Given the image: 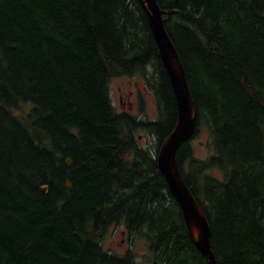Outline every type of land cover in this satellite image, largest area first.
<instances>
[{
    "label": "trees",
    "instance_id": "obj_1",
    "mask_svg": "<svg viewBox=\"0 0 264 264\" xmlns=\"http://www.w3.org/2000/svg\"><path fill=\"white\" fill-rule=\"evenodd\" d=\"M156 1L197 110L180 174L217 264H264V0ZM150 67L157 120L116 112L111 81ZM176 119L138 0H0V264H208L157 167ZM119 225L142 263L103 248Z\"/></svg>",
    "mask_w": 264,
    "mask_h": 264
},
{
    "label": "water",
    "instance_id": "obj_2",
    "mask_svg": "<svg viewBox=\"0 0 264 264\" xmlns=\"http://www.w3.org/2000/svg\"><path fill=\"white\" fill-rule=\"evenodd\" d=\"M138 2L145 12L159 58L174 94L177 109L174 129L157 150V167L165 179L170 195L180 208L191 243L208 264H217L211 248V234L207 218L185 184L176 161L178 149L193 137L197 128L195 103L180 57L165 30L164 11L159 8L156 0H138Z\"/></svg>",
    "mask_w": 264,
    "mask_h": 264
},
{
    "label": "rangeland",
    "instance_id": "obj_3",
    "mask_svg": "<svg viewBox=\"0 0 264 264\" xmlns=\"http://www.w3.org/2000/svg\"><path fill=\"white\" fill-rule=\"evenodd\" d=\"M146 73V74H145ZM145 73L133 77H119L111 81L109 91L111 103L118 113H128L141 120L155 121L158 118V107L152 86L155 77L150 68ZM140 146L152 153L156 150V139L144 131L137 133ZM193 157L204 160L211 154L210 138L204 127H199L195 137L190 141ZM105 250L123 255L132 249L137 262H143L146 254L145 243L139 238L130 239L122 225L111 228L102 240Z\"/></svg>",
    "mask_w": 264,
    "mask_h": 264
}]
</instances>
